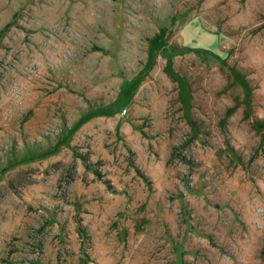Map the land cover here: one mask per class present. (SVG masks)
<instances>
[{"label":"rangeland","instance_id":"374dc122","mask_svg":"<svg viewBox=\"0 0 264 264\" xmlns=\"http://www.w3.org/2000/svg\"><path fill=\"white\" fill-rule=\"evenodd\" d=\"M0 264H264V0H0Z\"/></svg>","mask_w":264,"mask_h":264}]
</instances>
